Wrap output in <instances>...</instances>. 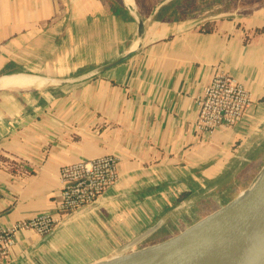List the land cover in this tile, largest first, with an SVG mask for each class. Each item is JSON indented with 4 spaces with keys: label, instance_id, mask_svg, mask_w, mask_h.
Here are the masks:
<instances>
[{
    "label": "crops",
    "instance_id": "0c3cea01",
    "mask_svg": "<svg viewBox=\"0 0 264 264\" xmlns=\"http://www.w3.org/2000/svg\"><path fill=\"white\" fill-rule=\"evenodd\" d=\"M180 0H0V222L60 202L65 164L115 155L119 176L92 205L22 231L0 264H95L181 231L238 194L264 162V5L174 19ZM145 2H155L146 11ZM142 4L144 9H142ZM87 81L59 86L112 62ZM212 27L206 31L207 27ZM220 68L251 92L233 127L197 132L198 100ZM189 196L182 201L184 193Z\"/></svg>",
    "mask_w": 264,
    "mask_h": 264
},
{
    "label": "water",
    "instance_id": "95a60500",
    "mask_svg": "<svg viewBox=\"0 0 264 264\" xmlns=\"http://www.w3.org/2000/svg\"><path fill=\"white\" fill-rule=\"evenodd\" d=\"M127 10L137 24L139 44L136 48L75 78L58 81L59 86L99 76L139 50L144 37V20L130 7ZM7 76L12 75L2 77ZM162 223L159 220L132 240L127 245L128 252L95 264H255L264 257V162L249 184L224 204L209 210L174 235L141 246Z\"/></svg>",
    "mask_w": 264,
    "mask_h": 264
},
{
    "label": "built area",
    "instance_id": "2783aa9c",
    "mask_svg": "<svg viewBox=\"0 0 264 264\" xmlns=\"http://www.w3.org/2000/svg\"><path fill=\"white\" fill-rule=\"evenodd\" d=\"M250 104L249 89L218 68L198 100L197 132L205 135L235 126ZM118 176L119 162L115 155L63 165L60 169V202L55 210L12 224L0 222V260L8 259L20 232L28 230L39 236L48 235L57 225L56 214H68L94 204L116 183Z\"/></svg>",
    "mask_w": 264,
    "mask_h": 264
},
{
    "label": "rangeland",
    "instance_id": "374dc122",
    "mask_svg": "<svg viewBox=\"0 0 264 264\" xmlns=\"http://www.w3.org/2000/svg\"><path fill=\"white\" fill-rule=\"evenodd\" d=\"M200 7L193 9L195 15H217L220 13H246L249 9L264 5V0H208ZM190 12V13H191Z\"/></svg>",
    "mask_w": 264,
    "mask_h": 264
},
{
    "label": "trees",
    "instance_id": "16d2710c",
    "mask_svg": "<svg viewBox=\"0 0 264 264\" xmlns=\"http://www.w3.org/2000/svg\"><path fill=\"white\" fill-rule=\"evenodd\" d=\"M155 2H145L146 11H150V8L154 5ZM204 3H209L208 0H180L178 3L175 4L173 7V10L170 13L174 19L183 20L188 17L194 16L195 14H192L193 9L196 7H200ZM142 9H144V6L142 4ZM192 11V12H191ZM191 12V13H190ZM212 27L208 26L206 28V31L211 30ZM189 196V193L184 192L180 197L179 201L185 200Z\"/></svg>",
    "mask_w": 264,
    "mask_h": 264
},
{
    "label": "bare ground",
    "instance_id": "6f19581e",
    "mask_svg": "<svg viewBox=\"0 0 264 264\" xmlns=\"http://www.w3.org/2000/svg\"><path fill=\"white\" fill-rule=\"evenodd\" d=\"M128 2H129L130 5H132V0H128ZM24 79L25 78H22L20 76L1 77L0 78V85H1V88H14V87H23V86L30 85V82H28L27 80H24ZM260 259L261 260L256 261L255 264H264V257L260 258Z\"/></svg>",
    "mask_w": 264,
    "mask_h": 264
}]
</instances>
